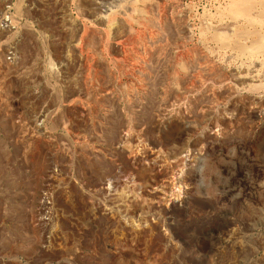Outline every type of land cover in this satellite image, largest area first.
Returning <instances> with one entry per match:
<instances>
[{
    "label": "rangeland",
    "instance_id": "374dc122",
    "mask_svg": "<svg viewBox=\"0 0 264 264\" xmlns=\"http://www.w3.org/2000/svg\"><path fill=\"white\" fill-rule=\"evenodd\" d=\"M101 1L0 0V264L56 259L26 237L45 184L99 186L114 160L152 219H182L168 245L137 232L139 262L264 264V0H137L114 27ZM175 183L210 217L174 211Z\"/></svg>",
    "mask_w": 264,
    "mask_h": 264
},
{
    "label": "built area",
    "instance_id": "2783aa9c",
    "mask_svg": "<svg viewBox=\"0 0 264 264\" xmlns=\"http://www.w3.org/2000/svg\"><path fill=\"white\" fill-rule=\"evenodd\" d=\"M114 162L115 174L99 186L73 180L62 190L59 186L53 189L51 184H45L39 206L30 216L31 229L26 232V237L39 250L57 257L22 264H147L145 250L142 251L143 261L139 262L136 257L137 232L150 236L156 229L165 237L166 245L173 241L182 219L173 215L163 220L152 219L151 200L142 197L144 185L137 182L131 171L125 172L117 160ZM200 186L202 183H198ZM62 193L68 208L57 206ZM168 193L169 198H173L170 206L174 211L185 210L187 205L190 207V189L186 183H175L169 192L164 191V195ZM138 195L147 208L137 215ZM198 196H203L201 189ZM190 209V217L201 220L210 217L209 211ZM182 246L178 245V251H183Z\"/></svg>",
    "mask_w": 264,
    "mask_h": 264
},
{
    "label": "bare ground",
    "instance_id": "6f19581e",
    "mask_svg": "<svg viewBox=\"0 0 264 264\" xmlns=\"http://www.w3.org/2000/svg\"><path fill=\"white\" fill-rule=\"evenodd\" d=\"M101 1V0H100ZM68 2V1H67ZM97 2V1H96ZM135 2H137V0H102L101 1V3H100V8L103 10L102 12H103V14L101 13V9H99V11H100V13H101V15H104V13H105V15L102 17L103 18V20H106L107 22L109 21V18H111V16L112 15H117V16H120V18L121 19H128V18H126V16H127V14L129 15V14H131V12H132V10L133 11H135L136 10V8H135V10L132 8V5L135 3ZM144 2V1H143ZM216 2V1H215ZM227 2H228V0H227ZM234 2H236V0L234 1ZM233 2V3H234ZM149 3V2H148ZM237 3V4H236ZM235 4L238 6L240 3H238V2H236ZM136 4V3H135ZM228 4V3H227ZM229 5V4H228ZM235 5V6H236ZM234 6V7H235ZM239 6H241V5H239ZM96 7V6H95ZM135 7V6H134ZM153 7H154V5H153ZM239 8V7H238ZM98 9V8H97ZM131 10V11H130ZM239 10V9H238ZM128 12H130V13H128ZM238 12H241V10H239ZM234 13V12H233ZM133 14V13H132ZM7 15V14H6ZM6 15H4V16H6ZM130 16V15H129ZM114 17V16H113ZM8 18V17H7ZM6 17H3V15H2V12L0 11V28L1 27H3L4 29H3V31H5V33L7 32V33H10V34H12L11 32L14 30V29H16L17 27L15 26V24H14V21L12 20V19H7ZM11 18V17H10ZM100 18H101V16H100ZM101 18V19H102ZM217 18V17H216ZM111 19H113V18H111ZM110 19V20H111ZM129 20H131V18H129ZM83 21V20H82ZM115 20L113 19V21L111 20V22H110V25H113V27H114V24H116V23H113ZM119 21V20H118ZM121 21V20H120ZM230 20H224V19H222L220 22H219V24H218V27H220V28H217L218 30L219 29H221V28H223V27H225V29L227 28H229V27H231L232 26V24H230V22H229ZM133 22V21H132ZM235 22V21H234ZM124 23V22H123ZM116 25H118V24H116ZM126 25V24H125ZM235 25V24H234ZM120 26V25H119ZM124 26V25H123ZM16 27V28H15ZM143 27V26H142ZM234 27V26H233ZM25 28H27V27H25ZM126 28H127V26H126ZM129 28V27H128ZM127 28V29H128ZM235 28V27H234ZM124 29V28H123ZM224 29V30H225ZM233 29V28H232ZM108 31V30H107ZM16 31H14L13 33H15ZM19 33V32H18ZM13 35V34H12ZM11 35V36H12ZM14 36H15V34H14ZM13 36V37H14ZM12 37V38H13ZM16 37V36H15ZM11 39V38H10ZM10 39H6V40H10ZM3 40H4V38H3ZM108 40V39H107ZM3 42V41H2ZM13 42V41H12ZM11 42V43H12ZM2 45V44H1ZM0 45V46H1ZM3 46V45H2ZM10 48V47H9ZM52 86V85H51ZM205 86V85H204ZM212 86V85H211ZM210 86V87H211ZM200 91V90H199ZM198 91V92H199ZM201 92H202V90H201ZM194 93V92H193ZM200 93V92H199ZM237 93V92H236ZM197 94L198 93H196V96H197ZM238 94V93H237ZM184 97V96H183ZM191 97H193L192 95H191ZM195 98V97H194ZM189 103V102H188ZM187 103V104H188ZM180 105V104H179ZM180 110V107L178 108V110L176 109H166L160 116H159V122L160 123H164V122H166V121H168L170 118H172V117H179V111ZM161 113V112H160ZM182 122L185 124V125H188L189 123H190V121H188V120H183L182 119ZM43 170V169H42Z\"/></svg>",
    "mask_w": 264,
    "mask_h": 264
}]
</instances>
